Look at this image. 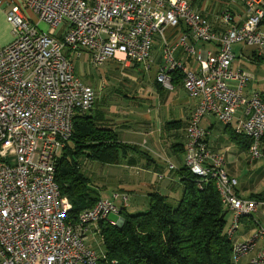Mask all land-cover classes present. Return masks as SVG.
Wrapping results in <instances>:
<instances>
[{
  "label": "built area",
  "instance_id": "1",
  "mask_svg": "<svg viewBox=\"0 0 264 264\" xmlns=\"http://www.w3.org/2000/svg\"><path fill=\"white\" fill-rule=\"evenodd\" d=\"M240 12L226 7L219 18L225 28L216 32L186 0H23L11 8L6 22L12 40L0 47V264H98L99 255L87 245L89 226L118 216L115 201L125 207L129 198L114 193L111 200L99 199L83 210L75 223L67 219L71 205L55 180L57 159L72 136L74 117L92 109L96 100L94 90L75 76L71 58L85 53L95 67L123 58L149 70L155 38L162 56L157 83L169 88L170 75L179 72L184 90L199 100L185 132L184 166L213 179L233 214L230 235L241 218L258 211L264 215V199L237 195L224 155L204 145L207 133L200 127L207 115L230 126L242 108L243 119L234 130L251 140L252 159L262 157L264 101L257 92L245 95L252 76L231 65L233 45L264 54L259 30L264 0H245ZM197 43L214 44L217 50L202 55ZM177 51L191 56L198 68L188 70L175 57ZM258 240L264 242V227L233 246V262ZM250 264H264V249Z\"/></svg>",
  "mask_w": 264,
  "mask_h": 264
},
{
  "label": "crops",
  "instance_id": "2",
  "mask_svg": "<svg viewBox=\"0 0 264 264\" xmlns=\"http://www.w3.org/2000/svg\"><path fill=\"white\" fill-rule=\"evenodd\" d=\"M22 1L0 0V47L11 42L10 26L6 22V14L14 5L21 4ZM186 1L192 10L210 23L216 32H221L225 28L219 22L224 9L230 7L234 14L239 16L245 2V0ZM259 30L264 33V20L261 22ZM233 46H239V52L235 53ZM233 46L232 69L246 71L252 76L244 90L245 95L257 92L264 98L263 69H258L256 72L248 71L241 62L243 60L248 61L249 57L258 62L264 61V54L258 56L255 54V48L251 47L249 49L250 53L246 55L244 53L246 50H244L245 45L236 44ZM195 48L202 55L215 53L217 50L216 46L211 43H197ZM175 57L182 60L188 70L194 71L198 68L196 61L191 56H185L182 52L177 51ZM236 58L240 59V62H235ZM79 59H83L84 64L80 62L77 68L76 64L73 65L75 76L80 79L76 73L81 72L82 77L89 78L91 76L89 67L92 65L87 54L84 53ZM150 59L149 70H145L141 65L123 60V58L121 62L116 60L106 61L99 67L104 75V80L100 81L103 82L101 83V89H94L87 80L84 82L80 79L85 85L91 87L96 94L94 103L96 105L87 114L94 117L97 123L109 126L117 139L125 146L122 162L119 164L122 167V178L119 179L120 182L116 183L117 180L115 181L116 184L113 185L116 187L121 186L122 189L115 190L116 187H113L111 193L107 195L109 197H102L99 191L95 189L98 192L97 199L111 200L114 193L126 195L129 200L125 207L121 206L120 200L115 201V204L119 209H126L129 213H131L130 210L146 209L151 193L159 192L168 197H173L176 201L180 198L182 186L178 172L184 167L185 132L190 115L199 102L198 98H191L184 90L182 76L179 72L177 73H179L181 79L174 80L173 74L170 75L169 88H164L157 83L156 77L159 67L162 65L159 38H155L153 42ZM83 65H85V70ZM87 68L88 71H86ZM116 78L122 79L121 83ZM106 82L108 87L111 86L114 91L109 88L105 91L107 86L105 87L104 84ZM119 85H122V87L119 88ZM230 85L235 86V84ZM138 86L146 92L143 95L141 91L140 97L137 94L140 93ZM106 92L109 96L105 94ZM114 93L122 99V107L117 103V108L114 105L117 101L108 99ZM107 100L109 101L106 102ZM99 105L101 107H98ZM239 119H243L242 108L234 112L230 126L219 123L213 115L205 116L200 123L201 129L207 133L204 145L210 151L224 155V170L229 177L237 181L236 193L240 198L251 199L254 196L264 198V164L257 162L261 158L264 160V158L252 159L250 157V139L245 135L237 134L234 130ZM86 162H90V160H83L82 167ZM94 163L100 167L102 166L97 162ZM169 164L174 167L173 170L168 169ZM82 171H84V168H82ZM84 173L88 178L92 177L90 176L92 173L90 174L87 171H84ZM102 179L105 180L104 177ZM118 217L120 219L119 215ZM232 220L233 214L228 211L226 231L230 228ZM108 222L115 225V222L111 220H108ZM100 225L92 224L89 226L87 245L90 249L96 251L99 258H102L104 249L99 236ZM259 227H264V215L261 211L251 217L241 218L238 229L231 235L232 245L244 243L245 240L253 236ZM240 239L244 240L241 242ZM263 249L264 242L258 240L251 251L241 256L233 264H250V260Z\"/></svg>",
  "mask_w": 264,
  "mask_h": 264
},
{
  "label": "trees",
  "instance_id": "3",
  "mask_svg": "<svg viewBox=\"0 0 264 264\" xmlns=\"http://www.w3.org/2000/svg\"><path fill=\"white\" fill-rule=\"evenodd\" d=\"M173 79L181 76L175 72ZM87 112L74 117L72 136L56 165L55 180L60 194L71 205L67 219L72 223L99 200L95 186L81 170L82 161L118 165L125 149L109 126L97 123ZM260 151L264 158V134ZM178 175L182 190L177 201L159 192L151 193L146 209L137 213L120 209V226L102 222L99 236L104 256L98 264H233L230 228L226 231L228 211L215 182L185 166Z\"/></svg>",
  "mask_w": 264,
  "mask_h": 264
},
{
  "label": "rangeland",
  "instance_id": "4",
  "mask_svg": "<svg viewBox=\"0 0 264 264\" xmlns=\"http://www.w3.org/2000/svg\"><path fill=\"white\" fill-rule=\"evenodd\" d=\"M39 28L41 29V30H44V31H46V32H48V33H55V30H52L51 28H48L45 24H40L39 25ZM10 33V36H11V40H12V35H11V32H9ZM251 47H248V46H246V47H244V50H245V54L246 55H248L250 52H249V49H250ZM233 51L236 53V52H239V46H233ZM250 56V55H249ZM71 60H72V62H73V65L74 64H76V68L78 67V64L81 62V63H83L84 64V60L83 59H75L74 57H72L71 58ZM240 59H235V62H240L239 61ZM241 62H243V65H244V67H245V69H247L248 71H252V72H256L258 69H263V71H264V61H260V62H258V61H256V60H254L252 57H249V59H248V61L247 60H243V61H241ZM83 68H84V70H85V65H83ZM90 68V70H89V74L91 75L89 78H86V76L85 77H82L83 75H80V73H76V75H78L79 77H80V79H82L84 82H86V80H87V82L89 83V85H91L94 89H99L100 87H101V83H103V82H100L101 80H104L103 78H104V75L102 74V71H101V69H99V67H95V66H90L89 67ZM86 71H88V68L86 69ZM87 73V72H86ZM120 78H121V76H120ZM117 79V81H120V83H121V81H122V79L121 80H119V78H116ZM103 85V84H102ZM105 85V91L107 90V88H109V89H112V87L110 86V87H108V84H107V82L104 84ZM120 87H122V85H119V88ZM140 86H138L137 88L138 89H140V88H142V87H140ZM117 88V87H116ZM101 89V88H100ZM113 90V89H112ZM104 91V92H105ZM114 91V90H113ZM141 91H142V94L144 95L146 92L144 91V89H140V93H137L138 95H139V97H140V95H141ZM144 92V93H143ZM107 96H109V94H107V92L105 93ZM108 99L109 100H113V101H117V102H115L114 103V105H116L117 106V108H118V104L122 107V99L116 94V93H114L111 97H108ZM116 99V100H115ZM109 100H107L106 102H108ZM130 102V101H129ZM118 103V104H117ZM130 104V103H129ZM96 105V104H95ZM95 105L93 106V107H95ZM116 106H114V107H116ZM98 107H101L100 105L98 106ZM104 108H106L105 106H104ZM108 109V108H107ZM259 164H264V160L261 158L260 160H258L257 161ZM257 164V163H256ZM255 164V165H256ZM254 165V166H255ZM82 168H84V171H87V172H89L91 175L90 176H92L91 178H89L90 180H91V184L93 185V186H95V189H97L98 191H99V193H100V195L102 196V197H109V196H107V195H109V193H111L110 191H111V189L114 187H116V186H113V185H115L116 183H118V182H120L121 180H119V179H121L122 178V167H121V165H117V166H106V165H102L101 167L98 165V164H96V163H94V162H92L91 163V161L90 162H86L85 163V165H84V167H82ZM82 168H81V170H82ZM97 172V173H96ZM100 173V174H99ZM104 175V176H102V177H104L105 178V180H103L102 179V177L101 176H99V175ZM99 176V177H98ZM108 180V181H107ZM118 180V181H117ZM115 181H117L116 183H115ZM115 183V184H114ZM104 189H106V190H104ZM116 189H118V190H120V189H122V187L121 186H117L116 188H115V190ZM130 212L131 213H137L136 211H132V210H130ZM118 219H119V217L117 216V215H110L109 216V218H108V220H111V221H113V222H115V224L118 222ZM257 231H258V229L254 232V234H253V236L257 233ZM252 236V237H253ZM251 237V238H252ZM250 238V239H251ZM249 238L247 239V240H245L244 242H247L248 240H250ZM244 239H240V241L242 242Z\"/></svg>",
  "mask_w": 264,
  "mask_h": 264
},
{
  "label": "water",
  "instance_id": "5",
  "mask_svg": "<svg viewBox=\"0 0 264 264\" xmlns=\"http://www.w3.org/2000/svg\"><path fill=\"white\" fill-rule=\"evenodd\" d=\"M122 222H123V220L120 218L115 225L120 226L122 224ZM99 224H102V222H99Z\"/></svg>",
  "mask_w": 264,
  "mask_h": 264
}]
</instances>
